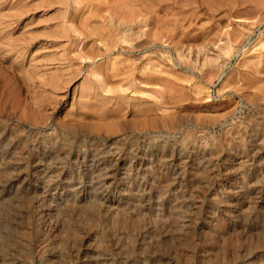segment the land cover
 I'll return each instance as SVG.
<instances>
[{"label":"rangeland","instance_id":"obj_1","mask_svg":"<svg viewBox=\"0 0 264 264\" xmlns=\"http://www.w3.org/2000/svg\"><path fill=\"white\" fill-rule=\"evenodd\" d=\"M236 1L0 0V264H264V0Z\"/></svg>","mask_w":264,"mask_h":264},{"label":"bare ground","instance_id":"obj_2","mask_svg":"<svg viewBox=\"0 0 264 264\" xmlns=\"http://www.w3.org/2000/svg\"><path fill=\"white\" fill-rule=\"evenodd\" d=\"M67 1V0H66ZM128 1H130V0H128ZM147 1H149V0H147ZM227 2L229 1V0H226ZM255 1V0H254ZM63 2V1H62ZM144 2V1H143ZM236 2H238V0L236 1ZM253 2V1H252ZM68 3V2H67ZM124 3V2H123ZM138 3V2H137ZM234 3V2H233ZM256 3H257V0H256ZM66 4V3H65ZM145 4V3H144ZM150 4H152V3H150ZM120 5V4H119ZM128 5V4H127ZM126 4L125 5H123V6H127ZM229 5V4H228ZM132 6H133V4H132ZM153 6V5H152ZM231 6V5H230ZM234 6V5H233ZM68 7V6H67ZM117 7H118V5H117ZM130 7V6H129ZM232 7V6H231ZM238 7V6H237ZM65 8V7H64ZM84 8V7H83ZM150 8V7H149ZM141 9V8H140ZM67 10V9H66ZM69 10V9H68ZM139 11V10H138ZM137 12V11H136ZM140 12V11H139ZM147 12V11H146ZM152 12V11H151ZM169 12V11H168ZM128 13V12H127ZM141 13V12H140ZM145 13V12H144ZM143 13V14H144ZM64 14V13H63ZM122 14H123V12H122ZM110 15V14H109ZM134 15V14H133ZM138 16V15H137ZM110 17V16H109ZM144 17V16H143ZM161 19V18H160ZM131 20V19H130ZM140 21V20H139ZM158 21H159V18H158ZM151 23H152V21H150ZM64 23V22H63ZM137 23H138V21H137ZM144 23V22H143ZM145 23H146V21H145ZM156 23H159V22H156ZM154 24H155V22H154ZM150 25V24H149ZM164 25V24H163ZM168 25V24H167ZM100 26V25H99ZM147 26V25H146ZM102 27V26H101ZM127 27H128V25H127ZM139 27H140V29H141V26L139 25ZM148 27V26H147ZM156 27V26H155ZM130 28V27H129ZM157 28H158V26H157ZM99 29V28H98ZM96 30V29H95ZM103 30V29H102ZM139 30V29H138ZM155 30H157V29H154V32H155ZM160 30V29H159ZM158 30V31H159ZM120 31V30H119ZM151 33V32H150ZM158 33H160V31L158 32ZM164 33V32H163ZM157 34V33H156ZM148 35H149V32H148ZM208 35V34H207ZM161 36H162V34H161ZM159 37V36H158ZM120 38V37H119ZM168 40V39H167ZM229 40V39H228ZM246 41V40H245ZM127 42V41H126ZM146 42V41H145ZM241 42V41H240ZM138 44H140V43H138ZM137 44V45H138ZM227 45V44H226ZM150 46V45H149ZM230 46H232V45H230ZM124 47V46H123ZM153 47V46H152ZM225 47V46H224ZM227 47V46H226ZM126 48V47H125ZM128 48V47H127ZM151 48V47H150ZM150 48H148V49H150ZM228 49L230 48L229 46L227 47ZM232 48L234 49V47L232 46ZM232 48H231V50H232ZM152 49V48H151ZM222 49H223V47H222ZM139 50V49H138ZM153 50V49H152ZM229 51V50H228ZM126 52V51H125ZM232 51H230V53H231ZM124 53V52H123ZM226 54V53H225ZM215 64V63H214ZM216 65V64H215ZM53 74V73H52ZM51 93V92H50ZM112 99V98H111ZM116 99V98H115ZM121 100V99H120ZM82 101V100H81ZM133 102V101H132ZM115 104V103H114ZM106 105V104H105ZM104 105V106H105ZM85 106V105H84ZM83 106V107H84ZM116 106V105H115ZM89 106H87V108H88ZM114 107V106H113ZM20 108V107H19ZM102 108H103V106H102ZM85 109V108H84ZM88 109H90V107L88 108ZM95 109V108H94ZM100 109V108H99ZM105 109V108H104ZM103 109V110H104ZM115 109V108H114ZM91 110V109H90ZM93 110V109H92ZM109 110H111V113H112V108L111 109H109ZM104 111H106V110H104ZM39 112V111H38ZM88 112V111H87ZM107 112H108V109H107ZM107 112H105V113H107ZM115 112H116V109H115ZM118 112V111H117ZM103 113V112H102ZM101 113V115H103ZM105 113H104V117L105 116H107L108 115V113H107V115H105ZM121 113V112H120ZM90 114V113H89ZM95 114V113H94ZM98 114H100V113H98ZM109 114H110V112H109ZM147 114V113H146ZM112 116H113V114H111ZM115 115V114H114ZM96 116V115H95ZM97 116H99V115H97ZM111 116V117H112ZM116 116V115H115ZM122 116V115H121ZM121 116H119V117H121ZM84 117V116H83ZM104 117H103V119H104ZM117 117V116H116ZM148 117V116H147ZM75 118V117H74ZM79 118V117H78ZM77 118V119H78ZM100 118H102V116L100 117ZM113 118V117H112ZM145 118V117H144ZM143 118V119H144ZM89 119V118H88ZM92 119V118H91ZM115 119V118H114ZM149 119V118H148ZM94 120V119H93ZM109 120H111V119H109ZM116 120V119H115ZM121 120V119H120ZM142 120V119H141ZM147 120V119H146ZM97 121H99V120H97ZM116 121H119V120H116ZM144 120H142V122H143ZM72 122V121H71ZM110 122V121H109ZM113 122H115V121H113ZM113 122H111L110 123V125H112V126H114L115 125V123H114V125L112 124ZM133 122V121H132ZM139 122V121H138ZM107 123V122H106ZM134 123H136V122H134ZM145 123H147L148 124V122H146L145 121ZM144 123V124H145ZM150 123V122H149ZM67 124V123H66ZM109 124V123H108ZM108 124L106 125V127H108ZM119 124H121V121H120V123ZM129 124V123H128ZM127 124V125H128ZM131 124H133V123H131ZM144 124H141V126L142 125H144ZM71 125H73L72 123H71ZM109 125V126H110ZM153 125V124H152ZM70 126V125H69ZM117 126V125H116ZM126 126V125H125ZM131 126H133V125H131ZM141 126H139V127H141ZM64 127V126H63ZM63 127H61V128H63ZM67 127V126H66ZM71 127V126H70ZM121 127H123V125L121 124ZM127 127V126H126ZM130 127V126H129ZM152 128H153V126H151ZM73 129H74V127H72ZM109 128H112V127H109ZM116 128H118V126L116 127ZM128 128V127H127ZM72 129V130H73ZM118 129H120V128H118ZM69 130V129H68ZM117 130V129H116ZM154 130V129H153ZM124 131V130H123ZM146 131V130H145ZM73 132V131H72ZM147 133V132H146ZM71 134V133H70ZM68 137H69V135H67ZM126 136V135H125ZM72 138V137H71ZM184 138V137H183ZM53 141V140H52ZM182 142H184V140H181ZM53 143V142H52ZM72 144V143H71ZM61 145V144H60ZM63 145V144H62ZM54 146V145H53ZM54 149V148H53ZM62 149V148H61ZM66 149V148H65ZM69 149V148H68ZM186 149V148H185ZM56 150H58V149H56ZM133 150V149H132ZM53 150H51V152H52ZM55 151V150H54ZM61 151V150H60ZM134 151V150H133ZM50 152V151H49ZM50 152V153H51ZM66 152H68V151H66ZM130 152V151H129ZM52 154V153H51ZM54 154V153H53ZM66 154V153H65ZM143 154V153H142ZM21 155V154H20ZM57 156H59V155H57ZM207 156V155H206ZM144 156H142V158H143ZM203 158V157H202ZM162 159H163V157H162ZM161 160V159H160ZM204 160H205V158H204ZM46 161V160H45ZM66 161V160H65ZM167 161V160H166ZM206 161V160H205ZM146 162V161H145ZM160 162V161H159ZM56 163V162H55ZM60 163H63V162H60ZM163 163V162H162ZM197 163H198V161H197ZM163 164H165V163H163ZM163 164L161 165V166H163ZM199 164V163H198ZM197 164V165H198ZM201 164V163H200ZM3 165V164H2ZM62 165V164H61ZM65 165V164H64ZM147 165V164H146ZM193 167V166H192ZM195 167V166H194ZM204 167V166H203ZM57 168H59V167H57ZM54 169V168H53ZM61 169V168H60ZM60 169H58V170H60ZM52 170V169H51ZM57 170V169H56ZM103 170V169H102ZM201 170V169H200ZM208 170V169H207ZM53 171V170H52ZM51 171V172H52ZM61 171V170H60ZM204 171V170H203ZM50 172V173H51ZM54 172V171H53ZM52 172V173H53ZM104 172H106V171H104ZM107 172H108V170H107ZM196 172V171H195ZM199 172H201V171H199ZM192 173H193V171H192ZM2 174V173H1ZM108 174V173H107ZM60 175V174H59ZM102 175H104V174H102ZM126 175V174H125ZM194 175V174H193ZM192 176V175H191ZM0 177H1V175H0ZM98 177V176H97ZM199 177V176H198ZM197 177V178H198ZM52 178H54V176L52 177ZM196 178V177H195ZM165 179V178H164ZM256 187V186H255ZM253 189V188H252ZM258 189V188H257ZM256 191V190H255ZM257 192V191H256ZM253 193V192H252ZM255 193V192H254ZM256 198V197H255ZM133 204V203H132ZM97 206V205H96ZM97 207H99V206H97ZM79 208V207H78ZM100 211V210H99ZM197 211V210H196ZM86 212H87V210H86ZM101 212V211H100ZM102 213V212H101ZM89 214V213H88ZM172 214V213H171ZM175 215V214H174ZM240 216V215H239ZM61 217V216H60ZM264 219V218H263ZM2 220V219H1ZM0 220V221H1ZM132 220V219H131ZM69 221V220H68ZM171 222V221H170ZM61 223V222H60ZM175 224V223H174ZM140 225V224H139ZM117 226V225H116ZM120 226V225H119ZM134 227V226H133ZM136 227V226H135ZM168 227V226H167ZM65 230V229H64ZM95 230V229H94ZM216 231V230H215ZM218 231V230H217ZM121 232V231H120ZM214 232V231H213ZM123 233V232H122ZM217 233H219V231L217 232ZM23 234V233H22ZM110 234V233H109ZM213 234V233H212ZM103 235H104V233H103ZM220 235V234H219ZM26 236V235H25ZM214 236V235H213ZM99 237V236H98ZM217 237H218V234H217ZM80 238V237H79ZM104 238V237H103ZM117 239V238H116ZM60 240V239H59ZM58 240V241H59ZM97 241V240H96ZM99 241V240H98ZM95 242V241H94ZM100 242V241H99ZM98 242V243H99ZM94 244V243H93ZM212 244V243H211ZM24 245V244H23ZM94 246V245H93ZM89 247H92V246H89ZM88 249V248H87ZM89 250V249H88ZM96 250V249H95ZM34 252V251H33ZM41 252V251H40ZM57 252V251H56ZM92 252V251H91ZM55 253V252H54ZM96 253H98V252H96ZM61 255V254H60ZM24 257V256H23ZM27 257V256H26ZM11 258V257H10ZM12 259V258H11ZM10 259V260H11ZM55 259V258H54ZM161 259V258H160ZM7 260H9V259H7ZM58 261V260H57ZM74 261V260H73ZM99 261V260H98ZM100 261H101V259H100ZM158 261V260H157ZM96 262H97V260H96ZM161 262V261H160ZM98 263V262H97ZM159 263V262H158Z\"/></svg>","mask_w":264,"mask_h":264}]
</instances>
